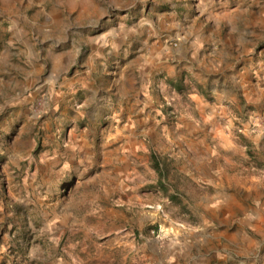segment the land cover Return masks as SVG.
<instances>
[{
  "label": "rangeland",
  "instance_id": "1",
  "mask_svg": "<svg viewBox=\"0 0 264 264\" xmlns=\"http://www.w3.org/2000/svg\"><path fill=\"white\" fill-rule=\"evenodd\" d=\"M0 264H264V0H0Z\"/></svg>",
  "mask_w": 264,
  "mask_h": 264
},
{
  "label": "trees",
  "instance_id": "2",
  "mask_svg": "<svg viewBox=\"0 0 264 264\" xmlns=\"http://www.w3.org/2000/svg\"><path fill=\"white\" fill-rule=\"evenodd\" d=\"M152 158H153V166L158 170V172L161 176H164L165 173L163 172V170L161 168V164H160V161L158 160L157 156L155 154H153Z\"/></svg>",
  "mask_w": 264,
  "mask_h": 264
},
{
  "label": "crops",
  "instance_id": "3",
  "mask_svg": "<svg viewBox=\"0 0 264 264\" xmlns=\"http://www.w3.org/2000/svg\"><path fill=\"white\" fill-rule=\"evenodd\" d=\"M205 12V11H204ZM204 12H202L203 15H207L206 13L204 14ZM218 18V17H217ZM219 19V18H218ZM184 33V39L187 40L190 37V33L189 32H183Z\"/></svg>",
  "mask_w": 264,
  "mask_h": 264
},
{
  "label": "built area",
  "instance_id": "4",
  "mask_svg": "<svg viewBox=\"0 0 264 264\" xmlns=\"http://www.w3.org/2000/svg\"><path fill=\"white\" fill-rule=\"evenodd\" d=\"M176 44V43H175Z\"/></svg>",
  "mask_w": 264,
  "mask_h": 264
}]
</instances>
